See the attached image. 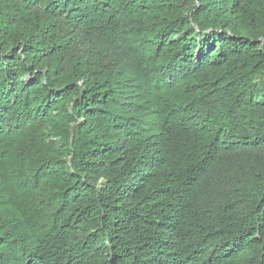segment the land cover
Here are the masks:
<instances>
[{"label": "trees", "instance_id": "1", "mask_svg": "<svg viewBox=\"0 0 264 264\" xmlns=\"http://www.w3.org/2000/svg\"><path fill=\"white\" fill-rule=\"evenodd\" d=\"M0 264H264V0H0Z\"/></svg>", "mask_w": 264, "mask_h": 264}]
</instances>
